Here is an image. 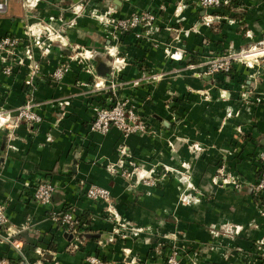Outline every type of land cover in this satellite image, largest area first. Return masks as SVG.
Instances as JSON below:
<instances>
[{
  "label": "crops",
  "instance_id": "crops-1",
  "mask_svg": "<svg viewBox=\"0 0 264 264\" xmlns=\"http://www.w3.org/2000/svg\"><path fill=\"white\" fill-rule=\"evenodd\" d=\"M5 1L0 40L20 39L23 57L29 46L26 26L61 30L69 46L55 44L45 57L35 50L40 74L34 101L43 122L22 125L12 136L0 131V204L10 218L7 227L0 228V258L20 259L4 240L10 230L34 264H90L92 257L105 264H166L172 244L180 248L183 264H260L264 205H258L249 188L237 191L224 185L222 175L239 176L249 185L259 178L264 62L253 70L235 65L229 76L212 78L205 71L212 51L229 47L239 51L264 40V0H223L228 5L207 11L199 0H0V4ZM110 10L119 19L153 12L159 31L149 41L137 40L134 32L120 34L96 18ZM210 16L213 23L207 25ZM114 45L127 62L118 96L129 99L147 120L150 135L126 137L113 128L104 136L90 129L93 105L110 106L113 96L96 90L98 79L89 66L71 57L74 50L94 52L89 65L109 88L112 59L105 51ZM14 60L0 57V106L8 110L21 107L31 90L26 85L31 64L27 59L26 66L16 67L11 76L4 74ZM63 63L71 65L70 72L55 82L52 75ZM146 75L155 79H144ZM123 146L132 155L127 161L157 176L166 172V178L147 187L136 185V178L130 181L110 172V166L120 165ZM48 179L59 186L52 207L32 199L34 186ZM80 181L110 190L115 214L127 228L109 221L105 206L86 200L77 188ZM183 195L189 202L181 200ZM69 208L97 240L78 244L73 234L54 223L52 211ZM136 229L137 236L129 232Z\"/></svg>",
  "mask_w": 264,
  "mask_h": 264
},
{
  "label": "built area",
  "instance_id": "built-area-1",
  "mask_svg": "<svg viewBox=\"0 0 264 264\" xmlns=\"http://www.w3.org/2000/svg\"><path fill=\"white\" fill-rule=\"evenodd\" d=\"M28 2V0H27ZM199 5L203 10H220L228 2L223 0H199ZM7 11V1L0 4V13L4 14ZM114 11L110 10L109 13L104 16H97L96 18L100 22L111 25L113 29L120 34H127L134 32L137 40L149 41L151 34L157 33L159 28L157 26L158 17L153 12H142L134 13L129 18H113L112 14ZM179 13V12H178ZM207 25L213 23V18L208 17L206 21ZM44 28L41 24L35 26H26L25 38L29 41V46L25 48V57L20 53L21 40L12 36H7L0 40V57L2 55L14 57L12 65L5 66L4 74L11 76L14 69L19 66H26L25 59L31 62L27 65L30 69L28 74V80L26 81L27 87L31 90L28 92L26 102L19 108L8 110L0 106V131L7 132L9 136H12L15 131L22 125L29 127H36L43 122V118L36 111V104L34 101V89L36 90V79L40 74V65L36 62L35 50H39L42 57L50 54L52 47L55 44H59L61 47H68L69 42L63 36V31H57L55 28L48 26ZM114 40H117V34ZM115 37V36H114ZM74 55L71 57L72 60L89 66V71L92 72L93 76L98 79L95 83V89L98 91L104 90L106 93L109 91L113 98L110 106L104 107L100 105H93V120L91 123V131L101 135H108L110 131L115 128L119 130L124 136L130 135H150L152 130L147 120L139 115L135 108L130 106V101L127 98H121L118 96V89L120 87L119 80L124 68L127 65L126 59L121 57L120 50L117 45L106 48L105 54L112 59L111 71L109 73L110 86L106 87L105 81L101 77H98L95 69L90 67L89 62L95 57L94 52H88L85 50L77 51L74 50ZM171 58L178 60L176 55H171ZM264 62V40L250 45L248 48L242 50H235L232 47L227 48L223 52L210 53V57L206 63L205 75L208 77H216L219 75L229 76L231 75L235 65H243L246 68L253 70L260 66ZM71 65L69 63L61 64L53 73L52 79L55 82L63 80L66 74L70 72ZM144 79H155V77L143 76ZM142 77V78H143ZM142 80V79H141ZM140 80V81H141ZM137 84V83H136ZM259 100V99H258ZM259 103L264 107V99L259 100ZM69 105V102L65 103ZM120 157L122 161L119 166H110L109 171L120 175L126 180H132L136 178V185L143 184L144 186H157L160 180L166 178V172L161 173V179L158 180V176L155 175L154 171H145L140 166H136L131 162L127 161L132 157L128 147L123 146L120 149ZM258 159L260 161V173L256 183L252 184V190L257 196L260 197L258 205L263 208L264 205V149L258 153ZM166 170V169H165ZM223 184H231L235 189H239L243 186L241 180L233 176L230 179H224ZM78 190L84 195L85 199L91 202L100 203L105 206L106 212L108 213V220L115 221L119 228H127L120 217L115 214V203L110 190L90 184L88 185L85 181H80L78 184ZM59 186L51 179L39 181L34 186L32 199L34 203L52 207L53 197L57 193ZM263 200H262V199ZM181 200L189 202V196L183 195ZM53 221L54 223L67 234H73L75 241L80 244V229L85 230L88 228L87 223L83 222L81 217L77 215L73 208L53 210ZM10 223V218L6 214V206L0 204V228H6ZM8 235L4 240L9 243L13 249L20 254L19 260H11L5 257L0 258V264H34L29 261L22 252V247L18 243L17 239L14 238V234L7 230ZM132 235L137 236L140 229L129 230ZM121 230H116L115 234H120ZM177 241V239L175 240ZM170 247V255L166 258V264H183L179 259L181 252L180 248L175 244ZM37 254L44 258L45 253L37 251ZM90 264H105L102 260L96 257H92L88 260ZM35 264H40L37 262Z\"/></svg>",
  "mask_w": 264,
  "mask_h": 264
},
{
  "label": "rangeland",
  "instance_id": "rangeland-1",
  "mask_svg": "<svg viewBox=\"0 0 264 264\" xmlns=\"http://www.w3.org/2000/svg\"><path fill=\"white\" fill-rule=\"evenodd\" d=\"M161 173L158 175V180H160L161 179ZM222 177H223V179H230V177L229 176H226L224 173H223V175H222ZM237 178L239 179V180H241L242 181V183H243V186L241 187V188H239V189H236L237 191H240L242 188L244 189V188H249L250 190H251V193L255 196V199H256V201L259 203L260 202V197L259 196H257L256 194H255V192L252 190L253 188L251 187V185L252 184H246V182H244L239 176H237ZM163 181V179L162 180H160V182L159 183H161ZM256 183V182H255ZM254 184V183H253ZM225 185V184H224ZM262 199V198H261ZM263 200V199H262ZM264 202V201H263Z\"/></svg>",
  "mask_w": 264,
  "mask_h": 264
},
{
  "label": "trees",
  "instance_id": "trees-1",
  "mask_svg": "<svg viewBox=\"0 0 264 264\" xmlns=\"http://www.w3.org/2000/svg\"><path fill=\"white\" fill-rule=\"evenodd\" d=\"M80 240L81 242H85L88 239H92V240H97V237H95L94 235H92L89 231L88 228L85 230L80 229ZM260 264H264V260L262 262H260Z\"/></svg>",
  "mask_w": 264,
  "mask_h": 264
},
{
  "label": "water",
  "instance_id": "water-1",
  "mask_svg": "<svg viewBox=\"0 0 264 264\" xmlns=\"http://www.w3.org/2000/svg\"><path fill=\"white\" fill-rule=\"evenodd\" d=\"M100 71V74L102 75V76H104V74H102V71L101 70H99Z\"/></svg>",
  "mask_w": 264,
  "mask_h": 264
}]
</instances>
